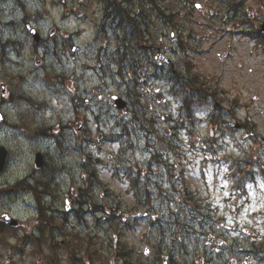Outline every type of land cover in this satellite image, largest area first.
<instances>
[{
  "label": "rangeland",
  "instance_id": "1",
  "mask_svg": "<svg viewBox=\"0 0 264 264\" xmlns=\"http://www.w3.org/2000/svg\"><path fill=\"white\" fill-rule=\"evenodd\" d=\"M117 2L141 29L131 36L134 51L105 38V0H0V146L7 151L0 213L18 220L0 228V264H160L162 256L168 264H264V144L227 126L233 112L264 137V51L227 28L222 0ZM24 24L46 41L54 30L57 45L35 51ZM104 29L120 39L125 32ZM157 48L174 69L152 64ZM119 72L134 87H123ZM171 73L198 77L195 89L215 92L207 99L199 92L205 101L191 119ZM109 92L128 108L115 110ZM246 153L260 164L241 165L256 183L246 184V201L223 203L233 179L221 174L231 168L225 163L218 174L216 165Z\"/></svg>",
  "mask_w": 264,
  "mask_h": 264
},
{
  "label": "flooded vegetation",
  "instance_id": "2",
  "mask_svg": "<svg viewBox=\"0 0 264 264\" xmlns=\"http://www.w3.org/2000/svg\"><path fill=\"white\" fill-rule=\"evenodd\" d=\"M222 1L224 3L221 2L219 4L226 7V11L223 14L225 16L224 22L226 20V23L228 24L227 28L229 27V30L231 32L237 33L236 35L242 36L247 39H253L256 46H260V48H264V0H222ZM112 4L116 5V3H112ZM104 13L105 16L109 17L108 14L109 9L105 10L104 7ZM49 34L51 39L55 37L54 30H51ZM39 45L41 44L39 43ZM61 45L63 46L65 45L63 41L61 42ZM82 105L84 106L85 104L83 103ZM230 117H232V115H230ZM240 125H241L240 130L245 134L241 138V140L248 141L253 145L264 144V137L261 135L254 134L257 132L256 126H253L249 122V119H247L246 122L240 123ZM249 155H250L249 153H246V159H244L245 162L244 164H246V166L260 165L259 163L255 164ZM256 159L258 160V157H256ZM258 171H264L261 165L258 168ZM246 172L253 173L252 170H248ZM162 264H168L167 258L166 260L162 258Z\"/></svg>",
  "mask_w": 264,
  "mask_h": 264
},
{
  "label": "water",
  "instance_id": "3",
  "mask_svg": "<svg viewBox=\"0 0 264 264\" xmlns=\"http://www.w3.org/2000/svg\"><path fill=\"white\" fill-rule=\"evenodd\" d=\"M154 60L158 64H163V62H165V61L168 62V60L164 59L162 54L156 55L154 57ZM109 98L114 100V107L116 109L121 110V109H124L126 107V102L123 101L121 98H119L117 96H112V95H109ZM230 125L237 127L234 120L231 121ZM78 128H79V126H78ZM5 158H6V150L3 147H0V171L3 168ZM35 163H36V166L40 167L41 156L39 154L36 155ZM66 208H68V206ZM0 220L3 221L4 223H6L7 225H11V226H15L17 224V222L14 219H12L6 213H3L0 215Z\"/></svg>",
  "mask_w": 264,
  "mask_h": 264
},
{
  "label": "trees",
  "instance_id": "4",
  "mask_svg": "<svg viewBox=\"0 0 264 264\" xmlns=\"http://www.w3.org/2000/svg\"><path fill=\"white\" fill-rule=\"evenodd\" d=\"M193 91H195V89H194V87H191V91H190L191 95H190L188 92H185V91L182 90V92H183V98L184 97L186 98V100H185V106H186L185 110H186V114L188 116H190V114H191L190 103H192L193 100L195 99L194 98V92ZM191 100H192V102H191ZM203 101H205V98L204 97H203Z\"/></svg>",
  "mask_w": 264,
  "mask_h": 264
},
{
  "label": "bare ground",
  "instance_id": "5",
  "mask_svg": "<svg viewBox=\"0 0 264 264\" xmlns=\"http://www.w3.org/2000/svg\"><path fill=\"white\" fill-rule=\"evenodd\" d=\"M126 12H127L128 16H129V18L133 19L132 12L129 9H127Z\"/></svg>",
  "mask_w": 264,
  "mask_h": 264
}]
</instances>
